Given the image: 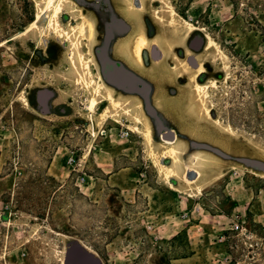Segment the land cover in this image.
Returning <instances> with one entry per match:
<instances>
[{"label": "rangeland", "instance_id": "obj_1", "mask_svg": "<svg viewBox=\"0 0 264 264\" xmlns=\"http://www.w3.org/2000/svg\"><path fill=\"white\" fill-rule=\"evenodd\" d=\"M69 1L59 22L79 48L49 29V13L44 35L3 44L45 4L0 0V264H90L72 255L77 246L102 264H264V0ZM168 5L184 36L171 49ZM81 14L94 23L92 40L73 32ZM113 26L121 43L143 33L163 55L151 61V46L143 54L153 65L146 85L156 116L139 92L113 90L104 73L98 53L110 59ZM72 52L93 58L92 75ZM199 63L205 94L193 81ZM98 76L104 102L91 113L96 89L86 81ZM108 94L121 106L111 107ZM105 109L112 119H102ZM158 126L176 136L172 187L153 162L151 148L160 155L166 146ZM71 156L83 165L70 166ZM240 219L246 235L230 230Z\"/></svg>", "mask_w": 264, "mask_h": 264}, {"label": "bare ground", "instance_id": "obj_2", "mask_svg": "<svg viewBox=\"0 0 264 264\" xmlns=\"http://www.w3.org/2000/svg\"><path fill=\"white\" fill-rule=\"evenodd\" d=\"M34 1H36V3H37V0H34ZM69 3L71 4L72 2L69 0H44L45 9L39 8L40 11L37 13L35 20L32 21L30 23V25L23 32H21L19 35H16L15 37L9 39L8 41L4 42L3 44H6V43L13 41L15 39H19L21 37L32 36L33 34H37V33H39V34L41 33L42 35H44L45 30L43 28H41L40 22H41L43 16L46 15L47 13H49L51 15V21L49 24V29L52 30L53 33H55V34L57 33L59 36H63L65 34L64 36H66V38L71 41V44L73 46H75V48H79V42L75 43L73 40H71V36H70L71 32L67 33V32L61 31L59 18H60V15L62 13L63 8L66 6V4H69ZM37 5H38V7H40L39 2ZM167 8H168L167 12L169 13V16H170V19L167 22V26H169V28L171 30L172 39L169 41V43H166V45H167L168 49H171L174 47V45H176V43L181 42L183 40L184 36H183L182 29L180 28V25H179L178 14H177L175 8L172 5H168ZM135 14H137V13H135ZM79 19H80L79 24L76 27H73V32L81 34V35H86L91 40L94 39V37H95V26H94L93 21L90 18L86 17L84 14H81ZM183 26L186 27L188 33L196 30V27L193 26L188 21H184ZM3 44H1L0 46H2ZM210 44H211V46H215V44L212 41L210 42ZM150 45H151V42L148 40V38H146L143 35V33H140L133 40V42H131V43L128 42V43L123 44L119 48V52L126 55V57L128 58V64L130 66L135 65V64L140 65V64H143V52ZM114 50L115 49H112L113 55H114ZM158 52H156V53H158ZM76 55H77V61H79L85 67H87L89 75H92L91 74V66L94 63L93 58L92 57H86V56H84V54H82L80 52H78L77 54L72 52L70 56H71V60L73 63H75L74 57ZM153 55H154V53H153ZM198 66H199V68L197 70V73L195 76H193V81L195 82V90L197 92H199L200 94H205L206 90L209 88V86L200 84L196 81L197 75L204 73L205 68L203 67V65L201 63H199ZM98 78H100V76H98ZM86 86L88 88L94 87L96 89V92L90 96L89 103L87 106V109L89 112L95 113L96 112V110H95L96 106L98 104H101L104 102V100L102 101L100 99L101 98L100 96L103 94V91L106 90V86H105L104 82L101 80V78L97 80V79H94L92 77L90 78V80L86 81ZM106 101L109 102V105L111 107L118 108L121 106V103L118 100H116L111 94H108ZM202 101H204V100H202ZM138 108H139L140 112L143 113V106L141 103H139ZM205 113L207 116L209 115V109L208 108H205ZM101 117L103 120H105V119L110 120L114 116H113L111 110L105 109V111L103 112ZM137 123L143 124V120L137 119ZM145 127L146 128L144 131V136L146 137L148 143H150V145H151L152 144V131H151V128L149 127V125H146ZM226 130L230 131V133H233L232 129L230 127H227ZM136 132H141L139 127H136ZM164 143L166 144V146L163 148L162 153L160 155H158V153H156V151L154 150L153 147L151 148V153H152L155 168H157L159 170L160 174L164 177L166 182L170 185V187H172L173 186L171 183L172 180L175 178H179L178 166L181 162L180 157H179V150L176 147V136H175L174 141L164 140ZM164 158L172 160L173 165L172 166H166L165 164H163L162 159H164ZM192 175L190 178H192ZM198 177L201 179L202 175L198 174ZM193 180H195V178ZM192 181L190 179L186 178L184 180L185 187L193 188V182ZM197 189H198V194L201 195L203 193L204 187L201 185V186H198ZM89 252L92 255H94L95 257L97 256L94 252H91V251H89Z\"/></svg>", "mask_w": 264, "mask_h": 264}, {"label": "flooded vegetation", "instance_id": "obj_3", "mask_svg": "<svg viewBox=\"0 0 264 264\" xmlns=\"http://www.w3.org/2000/svg\"><path fill=\"white\" fill-rule=\"evenodd\" d=\"M97 1L101 2L103 0H97ZM130 18H131L130 16H127L126 21L128 19L131 23ZM126 21H124V23H126ZM115 23L116 22H114V24ZM108 30H109V33H111V36L108 40L109 41V51L111 52L112 49H115L114 55H113V53L112 54L109 53L110 59L108 58V55L105 53V56L107 57V59L114 65V69L112 70V74L110 76V79L112 81L111 82L112 86H114L113 90H115L117 92L119 91V92L124 93V91L127 90L126 87H127V81L129 79V76L131 78L134 77L133 79L137 80L139 82L138 83L139 85L146 84V82H147L146 80L148 79L150 72H152V70H153V65L150 63H145L143 60V64H140V65L135 64V65L130 66L128 64V58L126 57V55L119 52V48L123 44L128 43L129 39L126 38V39H124L126 41L121 43L122 37H120V36L122 34H124L122 32V29L120 30L118 36L116 35L117 33L114 32V26L109 27ZM102 39H103V37L102 38L99 37L98 41H102ZM150 46H151L150 60L153 62L161 60L163 55L159 51L158 47L154 43ZM156 52H158V53H156ZM100 53H103V51H99L98 55ZM153 53H154V55H153ZM143 54H144V52H143ZM154 72H157V71H154ZM68 262H69L68 259H66L64 264H68Z\"/></svg>", "mask_w": 264, "mask_h": 264}, {"label": "water", "instance_id": "obj_4", "mask_svg": "<svg viewBox=\"0 0 264 264\" xmlns=\"http://www.w3.org/2000/svg\"><path fill=\"white\" fill-rule=\"evenodd\" d=\"M102 61H103V70L106 75V77L110 78L112 74V70L114 69V65L107 59L104 53L99 54ZM139 82L129 76V79L127 81V90L131 92H139L145 99L146 105V111L151 115V116H156V111L153 109V107L150 105L149 102V93L150 89L146 84L139 85ZM158 129L160 131H164L165 133L163 134V139L164 140H169V141H174L175 140V133L171 130H166L164 129L163 126H158ZM72 255L74 257H78L79 259L85 260L89 262L90 264H101L99 258L94 255H92L90 252L86 251L84 248L81 246H77L73 252ZM72 256V258H73ZM71 264V263H70Z\"/></svg>", "mask_w": 264, "mask_h": 264}, {"label": "built area", "instance_id": "obj_5", "mask_svg": "<svg viewBox=\"0 0 264 264\" xmlns=\"http://www.w3.org/2000/svg\"><path fill=\"white\" fill-rule=\"evenodd\" d=\"M103 133H105V131ZM128 134H129L128 131L127 132H122L123 137L128 136ZM68 163L72 167H76V166L78 167V166H82L83 165V161L77 160L75 158V156H71L68 159ZM196 211L200 212L201 209L197 208ZM188 215H189L188 213H185V217L188 216ZM200 229H202V228H200ZM230 230L234 231V232H237L239 234H244V235L247 234V229L245 228V222H243L241 219L237 220V221H232V225L230 226ZM225 240H226V236L224 234L219 235L216 238V244H218V245L224 244Z\"/></svg>", "mask_w": 264, "mask_h": 264}, {"label": "crops", "instance_id": "obj_6", "mask_svg": "<svg viewBox=\"0 0 264 264\" xmlns=\"http://www.w3.org/2000/svg\"><path fill=\"white\" fill-rule=\"evenodd\" d=\"M124 129H122V131H123Z\"/></svg>", "mask_w": 264, "mask_h": 264}]
</instances>
